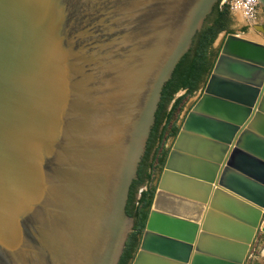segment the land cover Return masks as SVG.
Listing matches in <instances>:
<instances>
[{
	"label": "water",
	"instance_id": "water-1",
	"mask_svg": "<svg viewBox=\"0 0 264 264\" xmlns=\"http://www.w3.org/2000/svg\"><path fill=\"white\" fill-rule=\"evenodd\" d=\"M218 1L0 0V264H119L163 87ZM218 40L131 264H247L264 237V41Z\"/></svg>",
	"mask_w": 264,
	"mask_h": 264
},
{
	"label": "trees",
	"instance_id": "trees-1",
	"mask_svg": "<svg viewBox=\"0 0 264 264\" xmlns=\"http://www.w3.org/2000/svg\"><path fill=\"white\" fill-rule=\"evenodd\" d=\"M219 0L207 17V24L195 36L192 47L178 63L172 78L163 87L161 100L155 113V123L151 128L146 150L139 164L137 178L133 180L126 206L127 213L134 217V230L131 232L119 264H131L139 250L157 190V172H162L174 139L181 129L182 112L190 98L203 91L220 53L214 43L220 33H234L231 28L233 14L228 4L221 6ZM209 22H212L209 24ZM243 30H247L244 27ZM184 91L177 97V94ZM191 105L188 111L192 108ZM170 140H172L171 144ZM147 189L137 194L142 185Z\"/></svg>",
	"mask_w": 264,
	"mask_h": 264
},
{
	"label": "rangeland",
	"instance_id": "rangeland-1",
	"mask_svg": "<svg viewBox=\"0 0 264 264\" xmlns=\"http://www.w3.org/2000/svg\"><path fill=\"white\" fill-rule=\"evenodd\" d=\"M233 23L231 25V28L233 30H236L237 32H239L240 34H254L255 36L261 38L263 41H264V34L261 33V32H258L255 30V27L253 26V23H250L245 17H243V15L241 13H239L238 15H235L233 16ZM257 25H261V24H264V14L263 13H260V10L257 14V18L255 19V22ZM246 24V26L248 25V29L247 30H243V27L244 25ZM260 39V40H261ZM220 41H216L215 44H214V50L215 52H217L220 48ZM201 94V91H198L197 94L195 96H193L192 98L189 99L185 109L183 110L182 112V118L184 117V114L186 113V111H188V109L191 107V105L193 104V102L195 100H197V98L199 97V95ZM182 122V121H180ZM172 140H170V143L171 144ZM160 174L161 172H157V177H156V180L154 183H156V181L159 179L160 177ZM144 187H147L146 184L145 185H142L140 188H139V191H138V194L140 193L141 189L144 188ZM137 194V196H138Z\"/></svg>",
	"mask_w": 264,
	"mask_h": 264
},
{
	"label": "built area",
	"instance_id": "built-area-1",
	"mask_svg": "<svg viewBox=\"0 0 264 264\" xmlns=\"http://www.w3.org/2000/svg\"><path fill=\"white\" fill-rule=\"evenodd\" d=\"M228 4L232 12H241L250 23H254L261 8L259 0H222L221 6Z\"/></svg>",
	"mask_w": 264,
	"mask_h": 264
},
{
	"label": "crops",
	"instance_id": "crops-1",
	"mask_svg": "<svg viewBox=\"0 0 264 264\" xmlns=\"http://www.w3.org/2000/svg\"><path fill=\"white\" fill-rule=\"evenodd\" d=\"M239 13H241V12H235V15H238ZM260 13L264 14V9L262 7L260 8ZM261 25L263 26L264 24H261ZM257 28L260 29L261 26L257 25ZM234 33L240 34L239 32H235V31H234ZM249 35L253 39H256V40H259V41H263L261 38L255 36L254 34H249ZM218 41H220V40H218ZM220 46H221V44H220ZM156 183H158V180L156 181ZM261 240H262V242L258 245L257 249L254 251L252 257L249 259L247 264H264V237L261 238Z\"/></svg>",
	"mask_w": 264,
	"mask_h": 264
},
{
	"label": "flooded vegetation",
	"instance_id": "flooded-vegetation-1",
	"mask_svg": "<svg viewBox=\"0 0 264 264\" xmlns=\"http://www.w3.org/2000/svg\"><path fill=\"white\" fill-rule=\"evenodd\" d=\"M232 14H233V16H234V14H235V12H232ZM210 15V13L207 15V17ZM207 17L205 18V21H204V24H203V27H202V29L204 28V26L207 24ZM233 21H234V19L232 20V23H233ZM212 22H209V24H211ZM232 25V24H231ZM253 26L255 27V30L256 31H258V32H261V33H263L264 34V32H262L261 30H259V28H257V24L256 23H253ZM244 27H247V29H248V25L246 26V25H244ZM243 27V28H244ZM263 27H264V25H263ZM235 32H237L236 30H234ZM200 32V31H199ZM198 32V33H199ZM215 44V43H214Z\"/></svg>",
	"mask_w": 264,
	"mask_h": 264
},
{
	"label": "bare ground",
	"instance_id": "bare-ground-1",
	"mask_svg": "<svg viewBox=\"0 0 264 264\" xmlns=\"http://www.w3.org/2000/svg\"><path fill=\"white\" fill-rule=\"evenodd\" d=\"M245 37H248V38H251V36L249 35V34H245L244 35ZM255 37V36H254ZM251 39H253V38H251ZM254 40H256V39H254ZM259 41V40H258Z\"/></svg>",
	"mask_w": 264,
	"mask_h": 264
}]
</instances>
